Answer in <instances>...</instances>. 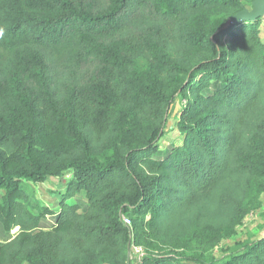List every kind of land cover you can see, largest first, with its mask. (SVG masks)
<instances>
[{
  "label": "trees",
  "instance_id": "obj_1",
  "mask_svg": "<svg viewBox=\"0 0 264 264\" xmlns=\"http://www.w3.org/2000/svg\"><path fill=\"white\" fill-rule=\"evenodd\" d=\"M252 2L0 0V264H264V236L215 254L263 204L264 16L228 25ZM67 174L46 227L25 181Z\"/></svg>",
  "mask_w": 264,
  "mask_h": 264
},
{
  "label": "rangeland",
  "instance_id": "obj_2",
  "mask_svg": "<svg viewBox=\"0 0 264 264\" xmlns=\"http://www.w3.org/2000/svg\"><path fill=\"white\" fill-rule=\"evenodd\" d=\"M261 35L264 40V18L262 21ZM184 104L185 100L181 96H178L171 105L168 113L165 134L159 141V154H164L170 147L182 142V135L180 134L177 123L180 113L185 106ZM70 178L71 174H67L62 178H48L44 182L25 181V187L31 195L33 202L32 206L34 209H36V203H38L39 205L46 206L53 212L46 217V227L51 226L55 222V214L60 210L62 194L65 191L66 184ZM3 193L4 191L0 190V196ZM262 200V206L259 209L251 212L245 218L244 222L238 227L237 233L215 249L216 256L221 257L226 255L230 249H236L237 246L243 241L254 240L264 236V194L262 196ZM71 201H78L83 208L87 206V199L83 193L78 194ZM17 231L18 227L13 229L11 232H6L3 226L0 224V243L16 234ZM130 255L133 259H136L139 253L133 250L131 251Z\"/></svg>",
  "mask_w": 264,
  "mask_h": 264
},
{
  "label": "water",
  "instance_id": "obj_3",
  "mask_svg": "<svg viewBox=\"0 0 264 264\" xmlns=\"http://www.w3.org/2000/svg\"><path fill=\"white\" fill-rule=\"evenodd\" d=\"M262 16H264V0H253L251 7H244L238 13L232 15L228 25H230L231 23H238L244 20H256L257 18ZM130 253H131V249L129 248V254ZM104 264H112V263H104Z\"/></svg>",
  "mask_w": 264,
  "mask_h": 264
},
{
  "label": "built area",
  "instance_id": "obj_4",
  "mask_svg": "<svg viewBox=\"0 0 264 264\" xmlns=\"http://www.w3.org/2000/svg\"><path fill=\"white\" fill-rule=\"evenodd\" d=\"M124 219H125L126 223L130 224V219L129 218L125 217ZM141 250H142L141 248H137L136 249V251H138V252L141 251Z\"/></svg>",
  "mask_w": 264,
  "mask_h": 264
}]
</instances>
